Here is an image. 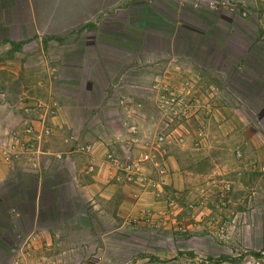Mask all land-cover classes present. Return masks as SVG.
<instances>
[{"label": "crops", "instance_id": "0c3cea01", "mask_svg": "<svg viewBox=\"0 0 264 264\" xmlns=\"http://www.w3.org/2000/svg\"><path fill=\"white\" fill-rule=\"evenodd\" d=\"M9 8L0 3V139L15 133L24 146L0 158V264H222L227 250L264 247V104L231 94L237 57L219 53L217 67L153 33L108 36L107 53H89L97 37L76 36L92 22L85 7H43L51 33L30 7L29 21ZM169 99L174 115L163 110ZM158 132L163 197L108 180V151L149 145Z\"/></svg>", "mask_w": 264, "mask_h": 264}, {"label": "rangeland", "instance_id": "374dc122", "mask_svg": "<svg viewBox=\"0 0 264 264\" xmlns=\"http://www.w3.org/2000/svg\"><path fill=\"white\" fill-rule=\"evenodd\" d=\"M0 3L1 7H10L9 18L15 16L11 8L14 7L20 9L24 20L28 21L26 15L30 7V11L33 10L37 16L35 21L46 27H40V31L48 30L47 33H51L52 29L43 7H67L69 11L85 7V13L91 15L92 22L79 28L76 36L80 32L83 39L97 37L99 44L95 50L91 49L90 44L87 47L89 53H107L108 49L104 47L107 44H103L101 40L107 39L108 36L119 42L121 38L128 39L135 35L146 36L153 33L171 38L176 51L198 54L205 63L217 67L223 62L219 63L217 59L219 53H225L228 58L237 57L238 76H235V66L232 70L233 76L232 73L228 75L231 94L238 93L239 97L247 102L264 104V0H1ZM89 7L97 11L90 12ZM39 10L43 15L40 16ZM164 19L172 24H165ZM91 23H94L96 28L90 27ZM30 25L32 26V22ZM69 37L72 35L69 34ZM167 39L163 41L166 54L169 52ZM224 77L227 79V75ZM141 92L146 94L145 91ZM169 101L171 102L170 99L163 102L172 104ZM257 115L262 116L259 113ZM229 153L234 154V149ZM221 198H224V195L221 194ZM239 221L238 219V225ZM206 242L214 244L211 239H203L200 245ZM233 243L239 244V237ZM256 249L251 252L241 249L227 250L222 264L235 259L239 264H264V247L257 244ZM199 254L201 257L197 255V259L209 257L207 253Z\"/></svg>", "mask_w": 264, "mask_h": 264}, {"label": "built area", "instance_id": "2783aa9c", "mask_svg": "<svg viewBox=\"0 0 264 264\" xmlns=\"http://www.w3.org/2000/svg\"><path fill=\"white\" fill-rule=\"evenodd\" d=\"M56 105L57 102L52 100V106L48 108L50 115L55 113ZM165 106L163 110L164 112L167 111V115L175 114L176 109L170 107V104H165ZM25 132L33 133L32 127L26 128ZM42 132L49 134V126L45 125ZM10 138L12 140L11 144L8 143L6 145L0 139V158L4 161L12 160L15 146L23 145L17 134L13 133ZM89 149V146L85 147V150L88 151ZM122 150L120 153L111 150L105 154L106 162L114 170V174H108V180L120 184L136 183L143 191H150L155 198L163 197L165 195L164 186L166 185L167 171L164 165L159 162L158 155L162 157L166 155L165 134L158 132L152 143L142 146L139 145L137 139H129L123 144ZM93 161L90 160L86 166L87 171L93 170L95 166ZM228 190V186L223 187V191ZM174 199L173 197L170 198L169 204L171 206L175 204ZM176 230L184 232V224L177 225ZM148 234L152 235L153 231L149 230ZM217 236L221 240L224 239V230L222 228L219 229Z\"/></svg>", "mask_w": 264, "mask_h": 264}]
</instances>
